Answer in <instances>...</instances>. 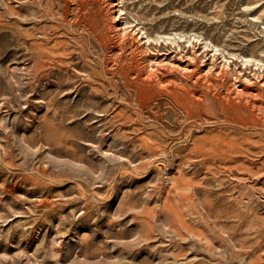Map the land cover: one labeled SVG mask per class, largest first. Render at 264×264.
<instances>
[{
	"label": "rangeland",
	"instance_id": "1",
	"mask_svg": "<svg viewBox=\"0 0 264 264\" xmlns=\"http://www.w3.org/2000/svg\"><path fill=\"white\" fill-rule=\"evenodd\" d=\"M0 264H264V0H0Z\"/></svg>",
	"mask_w": 264,
	"mask_h": 264
},
{
	"label": "bare ground",
	"instance_id": "2",
	"mask_svg": "<svg viewBox=\"0 0 264 264\" xmlns=\"http://www.w3.org/2000/svg\"><path fill=\"white\" fill-rule=\"evenodd\" d=\"M44 8V7H43ZM55 46L56 48H54V46H49V47H42L38 42L34 41L33 40V75L40 71L44 65H47L48 67H55L56 66V62H60V63H63L64 60H65V51L67 50L66 47H65V44L63 43V40L62 41H56L55 42ZM61 50L59 56H58V60L56 61L53 57L51 58V54H52V51L54 52V50ZM59 63V64H60ZM58 64V63H57ZM58 64V65H59ZM67 65V64H66ZM66 65H63V66H66ZM51 67V68H52ZM61 67V66H60ZM69 67V66H68ZM58 69V68H57ZM66 69V68H65ZM138 69V68H137ZM44 70V69H43ZM53 70V69H52ZM144 71V70H143ZM142 70H138L137 71V77L135 79V81L133 82L134 85L137 87V90L140 92V91H147V90H150V91H168V93L170 95H172V97H176L177 99L179 98L180 102H182V105L184 106V108L186 109H189L191 108L192 106L196 109H201L203 106H204V102H205V98L204 97H195V93L192 92V93H188L187 91H185L184 89L183 90H179L175 87H169V90L167 88H165L164 85H160L161 82L159 80H156L155 79H152L151 76L153 77L154 75H149V79L147 76V72H146V76H144V72ZM59 73V72H58ZM38 74V73H37ZM36 74V75H37ZM56 74V73H55ZM53 74V75H55ZM35 75V76H36ZM57 75V74H56ZM61 76V75H60ZM59 76V77H60ZM144 76V77H143ZM156 76V75H155ZM55 77V76H54ZM59 77H57V83L56 84H62V81L59 80ZM157 77V76H156ZM66 78V77H64ZM159 79V78H157ZM38 80V79H37ZM128 83H132V82H128ZM66 84V83H65ZM163 86V87H161ZM169 86V85H168ZM167 86V87H168ZM55 91V90H54ZM58 91V89H57ZM178 91H180V94L178 93ZM208 92V91H207ZM206 92V93H207ZM53 93V92H52ZM45 95V94H44ZM213 95V94H212ZM215 96V94H214ZM56 96H54L55 98ZM212 97V96H211ZM216 97V96H215ZM19 98V97H18ZM16 99V98H15ZM13 98V100H15ZM231 99V98H230ZM17 101V100H16ZM213 102H217L216 98H214V100H212ZM230 101V100H229ZM232 101V100H231ZM234 101V100H233ZM14 102V101H13ZM18 102V101H17ZM15 103V102H14ZM221 106H224L225 104L222 103V101H220L219 103ZM235 105V106H234ZM238 105L239 107L241 106L242 110L244 109H247V105H244V103H242L241 101L237 104H235L234 102L233 103H229V105L227 104L226 106L228 107H235V108H238ZM17 106V105H16ZM237 106V107H236ZM192 107V108H193ZM239 109V108H238ZM190 111V110H189ZM239 116V115H238ZM137 223V222H136Z\"/></svg>",
	"mask_w": 264,
	"mask_h": 264
}]
</instances>
